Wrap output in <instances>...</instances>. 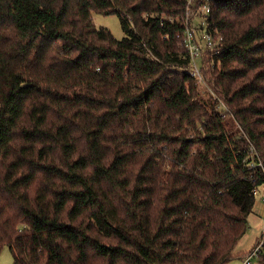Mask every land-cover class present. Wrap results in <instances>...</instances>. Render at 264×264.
I'll list each match as a JSON object with an SVG mask.
<instances>
[{
  "label": "trees",
  "instance_id": "trees-1",
  "mask_svg": "<svg viewBox=\"0 0 264 264\" xmlns=\"http://www.w3.org/2000/svg\"><path fill=\"white\" fill-rule=\"evenodd\" d=\"M208 5L223 40L204 78L223 109L194 98L186 0H0V251L12 264L237 257L264 185V0ZM92 13L116 15L124 37ZM259 246L264 264V231L242 260Z\"/></svg>",
  "mask_w": 264,
  "mask_h": 264
},
{
  "label": "rangeland",
  "instance_id": "rangeland-1",
  "mask_svg": "<svg viewBox=\"0 0 264 264\" xmlns=\"http://www.w3.org/2000/svg\"><path fill=\"white\" fill-rule=\"evenodd\" d=\"M92 22L97 29L105 28L108 31H110L112 36L117 40H121L124 37V33L121 29L119 19L116 15L105 16L98 13H92ZM198 22L199 20H197L195 24H197ZM206 57L207 56L205 54L204 55L205 64L203 67L204 72L205 70H207ZM195 62L197 64V68L201 69L202 58L198 57ZM194 94H195L194 98L197 100H201V102H205L208 99H211L212 101L218 99L216 94L213 92V90L208 86V83L206 82L203 86H198L197 88H195ZM224 117L226 119L229 118L226 115ZM224 126H225V132L228 135H234L240 129L238 128V124H236L235 122L225 123ZM197 148L198 145H195L194 149ZM262 196H264V185H261L257 188V196H255V204L256 202H258V200L261 199ZM247 223H248L247 231L243 236V238L237 244L234 251L235 256L237 257L228 264H243L242 256H244L246 253L250 252L254 248L262 233V230H264V212H261L260 210L256 211V209H253L252 213L248 217ZM12 263H13V258L11 252L9 251V247L4 246L0 251V264H12ZM252 264H259L258 259L253 260Z\"/></svg>",
  "mask_w": 264,
  "mask_h": 264
},
{
  "label": "built area",
  "instance_id": "built-area-1",
  "mask_svg": "<svg viewBox=\"0 0 264 264\" xmlns=\"http://www.w3.org/2000/svg\"><path fill=\"white\" fill-rule=\"evenodd\" d=\"M188 11L184 19V32L182 37V46L189 57L188 74L193 79L196 88L205 84L204 78V55L208 52L217 53L222 45V36L215 35L207 29V19L210 14L209 0H200V3L195 6V0H186ZM199 20L197 24L195 22ZM202 58V68L198 69L196 59ZM217 108H225L224 104L218 100ZM257 165L261 166V163ZM253 195L257 196V189L253 191ZM264 205V196L258 200ZM257 203V202H256ZM264 231V230H262ZM260 246L254 249L246 258L243 259V264H251L252 259H258Z\"/></svg>",
  "mask_w": 264,
  "mask_h": 264
},
{
  "label": "crops",
  "instance_id": "crops-1",
  "mask_svg": "<svg viewBox=\"0 0 264 264\" xmlns=\"http://www.w3.org/2000/svg\"><path fill=\"white\" fill-rule=\"evenodd\" d=\"M254 209H256V211L260 210L261 212H264V205H262L261 203L257 202L255 204ZM234 254H235V252H234Z\"/></svg>",
  "mask_w": 264,
  "mask_h": 264
}]
</instances>
